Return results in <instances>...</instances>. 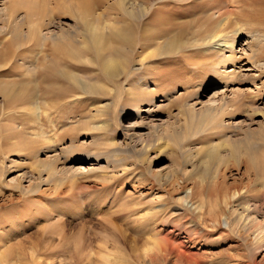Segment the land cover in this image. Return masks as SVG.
Listing matches in <instances>:
<instances>
[{
	"label": "rangeland",
	"instance_id": "obj_1",
	"mask_svg": "<svg viewBox=\"0 0 264 264\" xmlns=\"http://www.w3.org/2000/svg\"><path fill=\"white\" fill-rule=\"evenodd\" d=\"M90 2L0 0V84L18 85L16 98L0 94V264H264V253L245 251L242 230L216 227L208 216L223 193L246 185L248 163L259 173L245 200L264 210V59L248 62L251 48L241 47L264 36V0L168 2L154 22L184 27L187 58L155 53L141 61L142 49L126 48L125 71L116 77L76 43L83 32L76 21L104 10ZM227 16L224 35L243 49L236 57L243 78L235 82L221 76L231 64L219 71L189 65L221 62L199 47ZM62 31H73L70 43L45 42ZM65 61L83 84L57 82L73 97L40 99V123L29 102L8 110L12 100L34 101V87L52 85L45 73H66ZM223 99L225 113L203 120V109ZM39 160L54 172L38 168ZM189 190L194 198L185 203Z\"/></svg>",
	"mask_w": 264,
	"mask_h": 264
},
{
	"label": "bare ground",
	"instance_id": "obj_2",
	"mask_svg": "<svg viewBox=\"0 0 264 264\" xmlns=\"http://www.w3.org/2000/svg\"><path fill=\"white\" fill-rule=\"evenodd\" d=\"M90 1L92 7L94 8L102 7L104 8V10L97 16H94L92 19L82 18L76 21L78 22L77 26L79 27V29L83 28L82 39L76 41V43L80 44L81 49L85 51L93 50L98 55L99 63L104 73H106V75L110 77H116L118 74L125 71V63L127 62V59L126 57H124L125 53H123L124 52L123 50H125L126 48L142 49L143 54L142 56H140L141 61H145L148 58L149 59L156 58L155 53L156 54L158 53L159 55H166L168 57H170L169 55L172 56V54L178 55L179 58L186 57L183 51L185 49H188V44L184 40L186 35L184 27L181 28L180 25L174 23L173 21H166L165 23L163 22L159 23L157 21L154 22L155 15L164 12L165 8L168 6V2H178V1L184 2V0H115L114 3L111 2L112 0H90ZM155 1H160V5H158L157 7L154 6L153 3ZM234 3L235 2H233L232 4ZM110 11L113 12L115 15L110 17L108 14V12ZM229 20H230V16L224 17L218 22L219 24L217 25V28H215L211 32V34L208 33V35L204 39L201 40L199 39L201 41V45L199 48L201 47L203 48V49L201 48L203 50V51L201 50V52H203V56L211 57V55L214 56L216 55L219 56V58H221V62L218 64L214 62L216 61L214 60L209 63L208 62L197 63V61L195 62V60H193L189 63V65L192 66V69L194 71H198L200 69L203 70L205 68L208 69V67L214 69L215 71L217 70L219 71L218 66H220V64H223L224 68L227 64H231L232 68L230 70L225 68V71L222 73L221 76L223 78H226L228 82L229 80L235 82V79L237 80L238 77L240 79L243 78V75L237 69V65L239 64L238 63L239 61L236 58L237 54L243 51V49L241 48L240 50H238V47L236 46V39L228 38L226 37V35H224L225 32L224 29L226 27L227 22H229ZM259 22L264 23V14L261 15V17L259 18ZM149 24H151L152 26V29L150 28V30H148L147 28ZM135 26L139 27V33L137 34L136 32H133ZM71 34L72 35L74 34L73 31L70 34H68L66 31H62L61 34L51 35L50 37L48 35H45L44 39L45 42H47V40H52L54 43H57L59 40L60 41L62 40L64 41L65 44H68L73 39ZM132 35H134V38L132 37ZM256 36L257 35L251 37L249 41L246 40L245 41L246 43H243L241 45V47L249 46L251 48L250 50L252 51V53L248 57L249 58V60H247L248 62L250 60L253 61L260 58L264 59V36H259V35L257 37ZM46 44L47 43H45L42 46L43 50L48 48ZM104 52L107 53L105 54ZM43 57H44L43 59L44 61L48 62L50 60L52 64L55 65L54 59L51 58L48 54L44 53ZM66 63H67L66 61L63 62L64 65ZM70 65H65L68 70L66 73H63L61 71L46 72L44 75L43 82L52 83V85L51 84L50 86L37 85L36 87H34L36 91L35 92L36 99L34 101L25 100L19 102L18 100H12L10 101L11 103L8 106L9 107L8 110L13 112L18 111L23 107L25 103L29 102L30 103L29 112L33 111V114H35L34 122L38 120V122L40 123L42 118L41 117L42 107L40 104L41 103L40 99H42L43 101H47L49 98H51L53 101H60L72 96L71 91L69 90L70 87L67 88L64 87L65 85L64 86L59 85L61 79H63L64 82L73 81L76 82L78 85H83L79 81L78 82L75 81L74 76L70 72L71 70ZM58 81L59 83H57ZM4 86L5 85L0 84V94L4 95V98L5 97L6 98L12 97V99H14V97L16 98V96L13 95V93L15 92V90L17 91L18 85H6L5 86L6 89ZM38 88L40 91H38ZM41 93H43V96L41 95L42 97L39 96ZM233 102L234 101H232V106L235 105L233 104ZM226 105H227V101L226 99H223V103L218 106H215V109L214 108L203 109L202 111L203 120L208 118L211 115V113L212 114L225 113ZM192 110L195 111L193 107ZM258 114L264 116L263 113H258ZM195 117L196 114H194L193 118L195 119ZM23 127H25V125H22L21 127H19V129L25 132L24 131L25 129ZM131 128H133V126H131ZM248 152H250L249 154H251L250 159L253 160L254 166L262 167L261 165L263 164V162L262 164L261 163L259 164L257 157H255V155L250 150H248ZM89 157L91 156L89 155ZM89 157L88 155L85 156V158L87 159ZM49 165L50 164L47 162L40 161L38 162L37 167L40 169L46 168L48 171L53 169L52 172H49L52 174L54 172V168H50ZM246 167H247V171L244 174L245 177H247L246 185L241 190H235L232 194L223 193L221 196L223 197V199L218 203L219 211H217V208L215 206L213 209L209 211L208 216L211 220V223H213V225H215L216 227L225 225L232 232L235 231L239 232V230L240 231L242 230L247 236L245 251L248 253L249 256H252L254 258L264 253V221H263L264 210L260 208V206L257 205L255 201L245 200V197L251 196L252 188L254 186L255 181L257 180L256 179L257 174L259 173L258 171L259 168H257V170L255 169L256 172L250 170L251 165L249 163L247 164ZM253 175L254 178H252ZM215 178H217V176ZM193 198H194V190H189V192L185 194L184 201L185 203L190 202L189 200ZM248 199L250 198L248 197ZM199 205L202 204H198L195 207V209L197 211H200V218H203L205 213H202L203 208ZM250 235L254 236L253 237L254 240L249 241ZM5 250L7 252V249ZM0 251L2 250L0 249ZM7 253H3V254H7ZM182 259L180 260L181 262H184L186 260V259L183 260Z\"/></svg>",
	"mask_w": 264,
	"mask_h": 264
}]
</instances>
